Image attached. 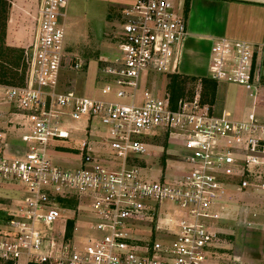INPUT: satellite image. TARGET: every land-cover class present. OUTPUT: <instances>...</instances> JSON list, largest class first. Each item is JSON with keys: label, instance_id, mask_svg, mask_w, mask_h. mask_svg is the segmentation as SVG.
Returning <instances> with one entry per match:
<instances>
[{"label": "built area", "instance_id": "obj_1", "mask_svg": "<svg viewBox=\"0 0 264 264\" xmlns=\"http://www.w3.org/2000/svg\"><path fill=\"white\" fill-rule=\"evenodd\" d=\"M186 1L121 10L99 99L62 90L63 71L86 65L64 52L68 0H40L22 81L0 84V182L18 193L0 221V263L219 264L234 208L264 232V40L212 42L207 79L251 95L243 119L216 114L200 80L176 100L148 84L178 75ZM161 140L182 154L168 158ZM152 149L164 165L147 181L130 156ZM64 154L78 166L60 165Z\"/></svg>", "mask_w": 264, "mask_h": 264}, {"label": "rangeland", "instance_id": "obj_2", "mask_svg": "<svg viewBox=\"0 0 264 264\" xmlns=\"http://www.w3.org/2000/svg\"><path fill=\"white\" fill-rule=\"evenodd\" d=\"M1 2L4 5V12L0 14V81L3 80L0 84H13L23 77L26 69L25 54L33 43L34 15L40 0H1ZM133 3L134 0H68L65 10L62 11L63 17L60 18L65 29L64 52L67 61L77 57L85 63L86 68L78 72H73L69 68L65 69L61 76L62 90L67 89L76 96L90 98L94 95L96 98L103 99L96 90H99L106 79L97 70L105 61H110L115 57L117 49L113 33L116 25L119 24L121 10L132 6ZM235 40L239 39L233 41ZM206 46L205 42L199 44L198 48L203 54H198L187 61L188 74L203 73L200 72L201 67L204 66L203 59L198 65L194 61L197 57L204 56ZM4 71L7 75L1 79ZM148 84L150 88H154V92L169 91V80L166 76L153 75ZM201 86V100L212 103L213 89ZM180 88L177 91L180 98H191L198 92L196 81L186 80ZM247 101V95L243 89L237 90L233 86H227V91L222 97L216 98L215 110L220 113L224 109L230 117L240 118L246 115L244 107L247 106ZM123 102L126 103V101ZM158 145L166 149L162 140ZM166 153L168 158H177L182 154L174 147H168ZM100 155L104 156V154ZM159 155L158 149H152L149 155L130 156L133 158L132 167L137 168L140 176L146 178L147 181L155 180L164 165L163 158H159ZM71 159V155L64 154L58 163L62 166L70 164L69 166L77 167L78 163H72L74 161ZM172 172L173 170H169L166 174ZM17 194L16 186L0 182V221L4 220V210L11 205ZM238 206L242 207V205ZM241 212L236 211L235 208L231 212V218L225 225L226 239L215 243L213 247L214 251L219 254L214 258L219 264H227L232 258L240 259L243 264H264V232L260 229H247L243 225V220L247 218ZM80 226H82L81 223Z\"/></svg>", "mask_w": 264, "mask_h": 264}, {"label": "crops", "instance_id": "obj_3", "mask_svg": "<svg viewBox=\"0 0 264 264\" xmlns=\"http://www.w3.org/2000/svg\"><path fill=\"white\" fill-rule=\"evenodd\" d=\"M186 15L188 35L183 45L179 76L207 79L210 50L214 39L225 37L250 43H259L264 40V0H187ZM202 42L207 45L206 53L203 57H197L194 62L198 65L203 59L204 66L200 70L203 73L188 74L187 61L198 54H203L198 48ZM227 86L242 90L234 85L216 84L214 100H212L214 108L216 98L222 97L227 91ZM245 92L248 99L247 106L244 107L247 115L253 105V98L247 91ZM215 113L219 114L217 110ZM244 117L245 115L236 119Z\"/></svg>", "mask_w": 264, "mask_h": 264}, {"label": "trees", "instance_id": "obj_4", "mask_svg": "<svg viewBox=\"0 0 264 264\" xmlns=\"http://www.w3.org/2000/svg\"><path fill=\"white\" fill-rule=\"evenodd\" d=\"M1 4H2V2L0 0V14H2L4 12V9H3L4 5L3 4L1 5ZM186 11H187V1H186ZM3 18L4 17L2 16V19ZM6 75H7V73L4 71L1 74V79L5 78ZM166 78L169 80V93L171 94L173 100L180 98L179 94H177V91L181 89L180 87L183 86V84L186 82V80H190L192 82H195V81L197 82L198 80H200L203 87H207V88L213 89L215 91V83L208 80V79H197L194 77H184V76H179V75H167ZM1 81H3V80H1ZM21 81H22V78H20L19 81H16V83L6 84V85H16L18 83H21ZM213 90H212V92H214ZM6 264H10V263H6Z\"/></svg>", "mask_w": 264, "mask_h": 264}]
</instances>
